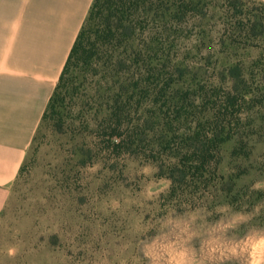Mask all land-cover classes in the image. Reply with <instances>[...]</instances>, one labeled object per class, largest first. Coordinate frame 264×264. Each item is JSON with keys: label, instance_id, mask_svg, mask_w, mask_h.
I'll return each instance as SVG.
<instances>
[{"label": "trees", "instance_id": "trees-1", "mask_svg": "<svg viewBox=\"0 0 264 264\" xmlns=\"http://www.w3.org/2000/svg\"><path fill=\"white\" fill-rule=\"evenodd\" d=\"M244 5L94 0L41 126L65 134L67 105L82 101L92 105L79 116L77 151L84 156L93 151L86 144L91 137L114 157L142 156L155 164L156 176L174 191L213 184L231 192L253 166V138L264 137V3L246 11ZM219 12L232 25L219 31L221 53L255 48L259 54L249 67L223 64L207 76L181 44L192 38L185 29Z\"/></svg>", "mask_w": 264, "mask_h": 264}, {"label": "rangeland", "instance_id": "rangeland-1", "mask_svg": "<svg viewBox=\"0 0 264 264\" xmlns=\"http://www.w3.org/2000/svg\"><path fill=\"white\" fill-rule=\"evenodd\" d=\"M243 2L246 11L264 0ZM221 13L190 25L192 38L181 44L207 76L223 64L249 67L259 54L221 53L219 31L232 26ZM67 106L66 133L40 126L12 186L0 219V264H264L263 136L253 138V166L231 192L213 184L174 191L142 156L114 157L91 137L93 151H77L80 112L92 105Z\"/></svg>", "mask_w": 264, "mask_h": 264}, {"label": "crops", "instance_id": "crops-1", "mask_svg": "<svg viewBox=\"0 0 264 264\" xmlns=\"http://www.w3.org/2000/svg\"><path fill=\"white\" fill-rule=\"evenodd\" d=\"M94 0H0V219Z\"/></svg>", "mask_w": 264, "mask_h": 264}]
</instances>
